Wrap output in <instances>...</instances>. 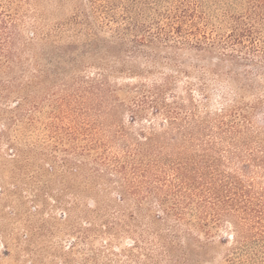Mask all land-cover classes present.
<instances>
[{
	"label": "rangeland",
	"instance_id": "obj_1",
	"mask_svg": "<svg viewBox=\"0 0 264 264\" xmlns=\"http://www.w3.org/2000/svg\"><path fill=\"white\" fill-rule=\"evenodd\" d=\"M262 1L0 0V264H237L231 224L156 187L264 194V56L229 37L264 46Z\"/></svg>",
	"mask_w": 264,
	"mask_h": 264
},
{
	"label": "trees",
	"instance_id": "obj_2",
	"mask_svg": "<svg viewBox=\"0 0 264 264\" xmlns=\"http://www.w3.org/2000/svg\"><path fill=\"white\" fill-rule=\"evenodd\" d=\"M261 8L264 10V5ZM165 16L170 17L168 13ZM171 18L172 23L168 24L170 28L179 34L184 32L182 17L175 15ZM3 21L0 14V22ZM163 28L158 26L160 32L172 39L173 35L169 34L168 27H165L166 30L168 29L167 33ZM187 30V36L193 34L197 36V32H193L198 30L197 26ZM230 30L229 37L239 42L242 38H249L248 49L253 56H264V46L258 45L256 41L261 37L255 39L258 35L262 36V30H259L256 25L251 22L241 30L234 25ZM180 40L189 41V39L174 37V41L179 42ZM220 173L217 172L219 179L215 173H211L205 176L204 181H196L185 176L182 170L177 171L172 179L156 187L165 196L162 201H171V205H167L165 211L167 215L171 214L179 220L183 219L185 211H195L196 220L203 228L214 224L218 226L224 221L231 224L234 228V236L237 235L239 238L237 252L231 260L236 261L237 264H264V194H255L252 186L246 185L239 175ZM157 216L161 218V215Z\"/></svg>",
	"mask_w": 264,
	"mask_h": 264
}]
</instances>
